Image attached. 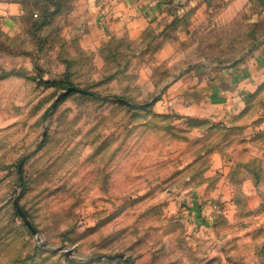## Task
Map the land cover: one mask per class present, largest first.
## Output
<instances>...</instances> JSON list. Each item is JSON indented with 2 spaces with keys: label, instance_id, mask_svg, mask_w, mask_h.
<instances>
[{
  "label": "rangeland",
  "instance_id": "obj_1",
  "mask_svg": "<svg viewBox=\"0 0 264 264\" xmlns=\"http://www.w3.org/2000/svg\"><path fill=\"white\" fill-rule=\"evenodd\" d=\"M23 1L14 35L0 19V264L236 258L190 227L225 162L258 168L242 134L264 107V0H165L137 37L79 0ZM230 96L249 105L228 120L185 114Z\"/></svg>",
  "mask_w": 264,
  "mask_h": 264
},
{
  "label": "crops",
  "instance_id": "obj_2",
  "mask_svg": "<svg viewBox=\"0 0 264 264\" xmlns=\"http://www.w3.org/2000/svg\"><path fill=\"white\" fill-rule=\"evenodd\" d=\"M167 7L165 0H79L75 10L80 12L83 22L92 20L90 23L99 28V33L110 35L126 32L137 37L158 16L164 14ZM23 8L22 0H0L1 29L6 35L12 36L16 33V18L23 14ZM91 8L95 12H88ZM247 101L230 96L215 105L216 113L197 112L194 106H190L186 108L185 114L228 120L233 116V111H245L249 105ZM248 124L249 127L244 130L242 137L248 152L255 150L252 148V139L260 141L256 146L255 156H248L249 160L254 159L257 162L258 168L251 167L246 174L241 173L238 180L233 175V162L230 165L225 162L224 176L211 194L215 199L210 198L193 212L197 223L190 227L199 232L209 229L212 234H228L229 240L233 242L231 248L235 252L231 255L236 258L226 257L224 264H264V107ZM242 169L246 170L244 165ZM215 204L220 208L219 211H215ZM214 247L215 245L212 248ZM196 249H199L198 245Z\"/></svg>",
  "mask_w": 264,
  "mask_h": 264
},
{
  "label": "water",
  "instance_id": "obj_3",
  "mask_svg": "<svg viewBox=\"0 0 264 264\" xmlns=\"http://www.w3.org/2000/svg\"><path fill=\"white\" fill-rule=\"evenodd\" d=\"M72 90H75V88H69L65 93H69ZM20 168H21V166H20ZM14 204L18 208V212L21 214V216H25L24 211L21 208L18 207V201L17 200H15ZM28 225L31 226L30 223H28ZM70 254H71V251H67V255H70Z\"/></svg>",
  "mask_w": 264,
  "mask_h": 264
},
{
  "label": "built area",
  "instance_id": "obj_4",
  "mask_svg": "<svg viewBox=\"0 0 264 264\" xmlns=\"http://www.w3.org/2000/svg\"><path fill=\"white\" fill-rule=\"evenodd\" d=\"M214 209H215V211H219V209L217 207H215Z\"/></svg>",
  "mask_w": 264,
  "mask_h": 264
},
{
  "label": "trees",
  "instance_id": "obj_5",
  "mask_svg": "<svg viewBox=\"0 0 264 264\" xmlns=\"http://www.w3.org/2000/svg\"><path fill=\"white\" fill-rule=\"evenodd\" d=\"M23 1V0H22ZM24 2V6L26 5V1H23ZM35 15H37V14H35Z\"/></svg>",
  "mask_w": 264,
  "mask_h": 264
}]
</instances>
